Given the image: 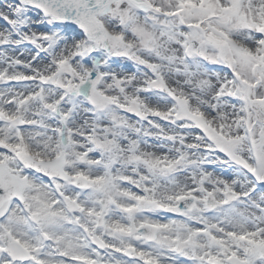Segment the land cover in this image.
I'll return each instance as SVG.
<instances>
[{
  "label": "snow or ice",
  "instance_id": "obj_1",
  "mask_svg": "<svg viewBox=\"0 0 264 264\" xmlns=\"http://www.w3.org/2000/svg\"><path fill=\"white\" fill-rule=\"evenodd\" d=\"M0 264H264V0H0Z\"/></svg>",
  "mask_w": 264,
  "mask_h": 264
}]
</instances>
